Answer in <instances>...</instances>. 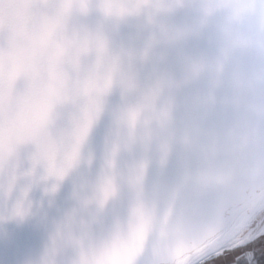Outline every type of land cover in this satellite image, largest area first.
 <instances>
[{
    "label": "water",
    "instance_id": "95a60500",
    "mask_svg": "<svg viewBox=\"0 0 264 264\" xmlns=\"http://www.w3.org/2000/svg\"><path fill=\"white\" fill-rule=\"evenodd\" d=\"M264 218V0H0V264H198Z\"/></svg>",
    "mask_w": 264,
    "mask_h": 264
},
{
    "label": "trees",
    "instance_id": "16d2710c",
    "mask_svg": "<svg viewBox=\"0 0 264 264\" xmlns=\"http://www.w3.org/2000/svg\"><path fill=\"white\" fill-rule=\"evenodd\" d=\"M262 221V219H261ZM261 221L256 225L257 229H262V223ZM234 258V264H264V248L257 249L254 247L253 242L252 243H246L242 245V247L238 248H232L229 251H225L221 254V256L217 258H212L209 261H206L204 264H212L213 262H216V264L221 260L222 262L220 264H229V261L233 260Z\"/></svg>",
    "mask_w": 264,
    "mask_h": 264
},
{
    "label": "rangeland",
    "instance_id": "374dc122",
    "mask_svg": "<svg viewBox=\"0 0 264 264\" xmlns=\"http://www.w3.org/2000/svg\"><path fill=\"white\" fill-rule=\"evenodd\" d=\"M263 222V223H262ZM261 223H262V229H257V227H256V225H254V226H252L251 227V230L250 231H248V232H245L243 235H242V237H241V242L239 243V245L238 246H233V247H231L230 249H224L222 252H221V254L222 253H224L225 251H229V250H231L232 248H234V247H236V248H238V247H242V245H244V244H248V243H252L253 242V245H254V247L255 248H257L258 250L259 249H262L263 250V248L264 247H262L261 246V244H260V242L261 241H264V218L262 219V221H261ZM244 236V237H243ZM221 254H219V255H214V256H212V257H210L211 259L212 258H217V257H219V256H221ZM210 259H208V260H206V261H209ZM205 260L204 261H202L201 262V264H204L205 262H206ZM222 261L221 260H219V262L217 263V264H220ZM207 263V262H206ZM212 264H216V262H213Z\"/></svg>",
    "mask_w": 264,
    "mask_h": 264
},
{
    "label": "bare ground",
    "instance_id": "6f19581e",
    "mask_svg": "<svg viewBox=\"0 0 264 264\" xmlns=\"http://www.w3.org/2000/svg\"><path fill=\"white\" fill-rule=\"evenodd\" d=\"M241 237H242V235H241ZM241 237L239 238V240H237V241H235V242L231 243V245H230V246H228V247H226V248H225V247H224V248H222L220 252L211 254V255H210V257H212V256H214V255H216V256H217V255L221 254V252H222L224 249H225V250H226V249H230L231 247H233V246H235V245H236V246H238V245H239V243L241 242ZM243 237H244V236H243ZM234 248H235V247H234ZM234 248H233V249H234ZM210 257H208V258H206V259H205V258H204V259H202V260L200 261V263H198V264H201V262H202V261H204V260H205V261H206V260H208V259H210V260H211V258H210Z\"/></svg>",
    "mask_w": 264,
    "mask_h": 264
},
{
    "label": "snow or ice",
    "instance_id": "6c2138e0",
    "mask_svg": "<svg viewBox=\"0 0 264 264\" xmlns=\"http://www.w3.org/2000/svg\"><path fill=\"white\" fill-rule=\"evenodd\" d=\"M260 244L262 247H264V241H261ZM229 264H234V258L233 260L229 261Z\"/></svg>",
    "mask_w": 264,
    "mask_h": 264
}]
</instances>
